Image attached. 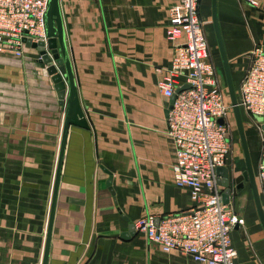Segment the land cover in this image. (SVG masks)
I'll use <instances>...</instances> for the list:
<instances>
[{
	"label": "crops",
	"instance_id": "1",
	"mask_svg": "<svg viewBox=\"0 0 264 264\" xmlns=\"http://www.w3.org/2000/svg\"><path fill=\"white\" fill-rule=\"evenodd\" d=\"M175 3L60 0L89 129L72 127L69 133L50 264H201L162 252L135 229L130 233L145 215L161 218L193 206L189 190L173 180L175 151L167 135L171 99L158 89L157 69L170 67L174 56L166 31ZM212 4L202 0L200 15L226 90ZM217 16L239 97L251 53L264 50V1L252 8L244 0H217ZM27 51L33 60L0 54V264L43 262L65 119L51 77L40 72L44 65L37 50ZM248 134L257 175L260 137L253 128ZM237 192L232 206L245 220L231 234L237 262L264 264V229L251 188L246 184Z\"/></svg>",
	"mask_w": 264,
	"mask_h": 264
},
{
	"label": "built area",
	"instance_id": "2",
	"mask_svg": "<svg viewBox=\"0 0 264 264\" xmlns=\"http://www.w3.org/2000/svg\"><path fill=\"white\" fill-rule=\"evenodd\" d=\"M202 0H176L169 8L166 38L174 56L158 89L167 99L175 97L167 118V135L173 142V180L188 189L193 206L161 218L148 214L135 222V230L162 252L179 253L201 264H239L231 234L245 220L224 203L218 169L231 170L233 143L230 118L233 108L211 61L210 45L201 19ZM257 8L264 0H244ZM50 0H0V54L17 59L28 50L24 37L47 39L46 15ZM185 86L188 89L182 90ZM181 90L180 92H178ZM238 104L258 131L261 162L256 175L264 193V50L251 53V65L241 83ZM222 119L223 124L219 123Z\"/></svg>",
	"mask_w": 264,
	"mask_h": 264
},
{
	"label": "water",
	"instance_id": "3",
	"mask_svg": "<svg viewBox=\"0 0 264 264\" xmlns=\"http://www.w3.org/2000/svg\"><path fill=\"white\" fill-rule=\"evenodd\" d=\"M212 22L215 27L216 39L223 61L226 81L228 85V94L233 108V115L240 136L246 164V170L241 175L235 178H233L231 170L227 167L219 168L218 174L220 176V179H218V184L225 188L223 198L226 205L230 203V194L233 186L236 187L237 191H242L245 188V185L249 184L257 207L258 215L264 229V204L261 199L259 185L251 158L242 111L238 104V96L231 75L230 62L227 57V53L219 29L217 16V0H213L212 4ZM46 34L47 39L38 42H33L32 39L27 37H24L23 39L28 49L37 50L40 56L38 60L39 63L46 65L47 73L51 77L55 90L58 93L60 104L62 106L65 105V119L63 124L60 152L54 181L50 218L42 264H50V249L53 226L55 222L59 190L70 130L72 127L89 129V124L85 112L79 100L73 68L69 58V51L66 43L65 30L61 16L60 0H50L49 2L48 12L46 15ZM188 88V86H185L182 90ZM180 91L181 90H179L178 92ZM174 101L175 97L171 99V106L167 111L168 114L170 109L172 108V104L174 103ZM223 122L224 121L222 119L219 120V123L223 124ZM111 182L112 178H110L108 184L111 185ZM236 228H238V226ZM134 229L135 226L131 225L130 233L133 232Z\"/></svg>",
	"mask_w": 264,
	"mask_h": 264
},
{
	"label": "rangeland",
	"instance_id": "4",
	"mask_svg": "<svg viewBox=\"0 0 264 264\" xmlns=\"http://www.w3.org/2000/svg\"><path fill=\"white\" fill-rule=\"evenodd\" d=\"M210 18H211V16L209 17V21L211 20ZM204 29H205V26H204ZM219 29H220V25H219ZM214 33H215V27H214V24H213V34ZM205 35H206V38H207V40L209 42L210 40H209V37H207L206 30H205ZM210 37L213 39L212 33H211ZM215 37H216V33H215ZM28 52L29 51H26L25 56H27L28 59L33 60V54L32 53L29 54ZM40 72L42 73V76H45V77L49 76V74L47 73V70H46V65H44V67L41 68ZM225 91L227 92V89ZM228 97H229V95H228ZM247 117L248 116L246 114L243 115L244 123H245V129H246L247 136H248V142H249V144H251L250 134H248V133H251L252 128L255 130V132L258 135H259V133L254 128V126L249 125L247 123V121H248ZM230 125H231V137H232V143H233V154H232L233 159H232V162H231V172H232L233 178H235V177H238L239 175H241L246 170V164H245L244 153H243V149H242V145H241L240 136H239V133H238V130H237V127H236V122H235L234 115L231 116V118H230ZM235 193H236L235 199H237L239 193L237 192L236 187H235ZM232 207L234 208V206H232ZM236 212L238 213L237 209H236Z\"/></svg>",
	"mask_w": 264,
	"mask_h": 264
}]
</instances>
